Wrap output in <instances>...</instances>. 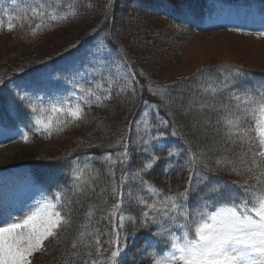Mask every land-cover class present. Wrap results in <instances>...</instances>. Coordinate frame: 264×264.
<instances>
[{
  "label": "snow or ice",
  "instance_id": "1",
  "mask_svg": "<svg viewBox=\"0 0 264 264\" xmlns=\"http://www.w3.org/2000/svg\"><path fill=\"white\" fill-rule=\"evenodd\" d=\"M80 15L78 0H16L11 8L0 6V30L13 32L19 27L26 29L25 35L36 37ZM257 35L264 37V31ZM137 71L125 60L113 73L102 61L89 79L81 75L69 80L71 91L50 107H38L23 91L19 99L30 109L32 123L28 131L22 132V139L28 142L30 133L51 138L54 133L87 123L91 106L107 107L114 94L120 96L131 91L134 98L139 86ZM211 71L227 75L223 79L209 75L197 86L199 95H192L187 105L177 103V98L170 95L168 84L148 85L149 92L169 109L171 119L160 116L161 104L141 101L145 108L140 119L129 121L128 131L107 146L119 150L105 152L101 157L111 180L98 193L101 172L94 168L95 157L86 156L83 162L73 161L70 185H59L52 192L40 191L22 218L12 215L0 218V264H33L37 253L48 251L46 242L60 243L61 233L71 228L73 204L88 201L93 193L102 199L100 203H88L75 238L62 253L61 264H119L129 237L152 226L156 227L152 236L157 239L145 245V255L151 257L152 264H264V85L254 89L237 87L239 69L231 65L198 70L202 76ZM139 75L144 73L139 71ZM222 94H227V103L217 102ZM205 110L216 114L215 124L211 115H203ZM177 111L185 116L195 111L203 118L194 119L191 132H187L176 119ZM152 113H155V122ZM133 125L135 140L129 134ZM168 127L172 128V137L184 142L185 149L177 151L170 147L167 156L186 152L183 167L188 176L183 191L172 192L169 188L165 193L163 188L145 180L144 173L161 159L154 149L161 146L167 135L160 129ZM197 130L205 137L211 130V143L201 145ZM83 143L80 141L77 147ZM133 146L138 152L148 153V159L142 167L129 173ZM210 152L215 155L209 156ZM171 166L169 162L165 172ZM210 171H228L240 179L209 184L207 172ZM130 180L138 182L140 187L134 190ZM141 189L148 195H141ZM194 193L198 195L193 206L188 202ZM110 200L114 203L110 204ZM133 203L140 208L139 215L128 211ZM98 208L102 211L100 220L95 218ZM100 221L107 224L101 228Z\"/></svg>",
  "mask_w": 264,
  "mask_h": 264
},
{
  "label": "rangeland",
  "instance_id": "2",
  "mask_svg": "<svg viewBox=\"0 0 264 264\" xmlns=\"http://www.w3.org/2000/svg\"><path fill=\"white\" fill-rule=\"evenodd\" d=\"M116 1L115 7H117L112 15L115 23L114 31L118 32V34L122 33L123 36H125L126 44L130 45V48L134 51L133 55L137 59L134 61L135 64L129 62L123 56L121 50L115 48L109 42L106 35L102 32H96L79 46L69 49L60 55L56 61H47L33 68L15 66L12 69V66L15 64L12 62L23 60L33 55L38 56V51L41 50V48L38 47H40L41 41L47 40L46 37L52 40L51 45H48L49 47L53 46V48H57V46L62 43H67L66 41L75 34L72 32L78 29L79 25L85 24V21H81L76 25L64 27L46 36L38 35L36 37H28L21 34L22 30L13 32L0 30V67L2 68L0 70V80L3 81V83L0 84V102L6 107V115L8 117L17 118L22 110L27 114L24 119V128L14 124L17 125L14 126L17 130L11 131V129H4L0 126L2 131L0 135V171H6L17 164L23 163L20 159L15 158V154L22 151V148L28 145H32V149L36 148L38 150V154L40 155L39 160H45L43 157L49 154L48 151L51 148L49 141L45 140L43 136H41L42 139L39 140L40 135L38 134L30 133L28 142H24L22 139V132L28 131V125L32 123V120L30 109L24 107V104L19 99V94L26 91L35 100L38 107L41 105L50 107L52 103L57 102L58 99L66 96L71 91V84L68 83L69 80L72 78H79L81 75H83L85 79H89L91 74L98 70L102 61L111 67L113 73H116L117 66L126 60L128 64L132 65L133 69L138 70L137 80L138 78L141 79V77H144L151 80L150 84L153 83L156 85L160 84V82L165 79L192 75L202 66L223 65L225 63L232 65L234 68H239L240 70H247V77L249 74L250 80L254 77L252 71H254V75H256V72L262 78V74L264 73V37L258 36L257 33L264 31V0H250L249 2H245L247 0H240L235 3L225 2L223 0H207L205 6L202 7L201 10L196 9V12H199V18L197 20L192 19L194 16L187 18L194 23L196 32L188 38L183 46H181L179 52L175 50L176 41H172V36L156 30L143 20H139L140 16H135V13L130 16V18H127L126 15H121L122 10L126 11L130 7L137 8L138 5L135 1ZM26 2H28V0H26ZM15 3L16 0H0V6L2 7L11 8ZM222 4L230 10L229 15H232V11L240 9V13L246 12V16L237 13V20L233 22L225 17V12L220 8ZM22 6L23 5H21V7ZM242 8H244V10H242ZM98 14L99 13H95L94 16ZM148 18L147 21L154 20V22H159L160 20L156 17ZM90 20L88 23L86 22L84 27L89 25ZM164 28L167 27L164 26ZM83 29L77 31V33ZM61 36H63L62 39H59ZM48 46L46 45L45 48L47 49ZM35 50H37V52H33ZM136 52L141 55L139 56ZM170 53L171 55L167 58L166 56ZM145 60L147 62L149 61L148 64H145ZM150 63L154 67L162 63L165 65L164 67L157 68L159 72L156 73L153 72ZM126 67L127 65H125V68ZM104 70L107 71V68ZM139 71H142L144 75H139ZM201 82L198 81L197 86ZM261 85H264V78L259 80L256 79L254 88ZM197 86L193 87V90H199ZM178 92L179 91H170V95L176 97ZM224 95L226 96V100L219 102H228L227 94ZM147 101L151 102L150 100ZM177 103L181 104L179 101H177ZM187 103L188 102H185L182 105H187ZM144 108L145 105L138 112L136 120L140 119V114L143 112ZM203 115H211L213 117V122H215V113H209L205 110ZM152 116L155 117V113H152ZM187 116L191 117V121H193V119L203 118L200 113L195 111L189 113ZM14 122H19V120ZM53 124L55 126V118H53ZM33 127H35L34 124ZM133 127L134 138L132 135V139L135 140V125H133ZM17 131L20 138L15 135ZM16 139L18 141L14 142ZM63 139L65 140V138ZM199 143L201 144V141ZM160 144L161 146L156 148L162 151H168L170 147L175 148L177 151L182 149L177 146L172 138H167L166 136ZM137 155H142L140 156L144 159L141 161L142 165L143 162L148 159V153L143 151H139ZM85 158V155L83 157L79 156L77 160L83 162ZM71 167L72 163L67 166V170H64L62 166H59L57 169L58 173L60 172L62 176H66L68 184H71L72 181L70 172ZM118 171H120L119 166ZM8 177L9 176H5L1 180L7 181ZM10 177H13V175H10ZM223 182L226 181L223 180ZM134 183L133 185L130 182V185H133L135 189L140 187L138 182L134 181ZM140 194L145 196L148 195L145 189H141ZM149 203H151V199H149ZM74 223H77L76 220ZM153 228V231H156V227L153 226ZM56 242L55 240L52 245ZM49 246L50 243L47 244V247ZM162 247L163 245H161V248ZM146 251L145 245L131 250V252L137 256L135 260L136 263L152 264L151 258L145 255ZM46 253H48V257L51 254L49 250L43 253H37L34 256V261L41 260V256L44 255L45 257ZM123 254H127V251ZM128 254L130 255L131 253ZM120 258L121 257H119V259ZM131 261L132 260L128 258L119 264H130Z\"/></svg>",
  "mask_w": 264,
  "mask_h": 264
},
{
  "label": "trees",
  "instance_id": "3",
  "mask_svg": "<svg viewBox=\"0 0 264 264\" xmlns=\"http://www.w3.org/2000/svg\"><path fill=\"white\" fill-rule=\"evenodd\" d=\"M135 1L138 5L137 8L130 7L127 10H122L123 16L126 15L127 18H130L135 13V16L139 15L140 19L143 20L146 24L149 26L155 28L158 31H161L164 34H167L169 36H172V41H176V51H180L179 49L185 42L188 40L192 34L196 32L195 27L192 23L185 21L183 18H181V14H185L187 9H190L192 11L196 12V9L201 10L202 7L205 6L206 0H130ZM228 1H239V0H228ZM80 4V12L81 15L77 19H70L67 23L61 24L59 27L55 28L52 31H45L43 34L40 35H48L52 32H55L59 29H62L64 27H68L71 25H76L77 23L81 21H85L89 25L85 26L79 25V28L76 29L75 33L68 41L67 43H62L61 45L57 46V48H53L51 45L52 40H49V38L46 37L47 40L41 41V45H39L41 50H39V54L30 56L29 58L18 60L12 66V69L15 66H20L21 68H33L35 66H38L42 63H45L47 61H55L60 55L68 51L69 49H72L76 46H79L84 40L89 39L92 34L96 32H102L104 33L110 43L117 49L121 50L123 53V56L129 61L135 64L134 61L137 59L134 57V51L132 48H130V45L126 44V39L123 34H118V32L114 31V19L112 17L113 13L115 12V5L117 3L116 0H78ZM91 4L93 7L88 8L86 5ZM105 5H109L107 8ZM95 13H99L98 15H95ZM107 13V19H105V15ZM137 13V14H136ZM197 15L196 13H194ZM134 16V17H135ZM148 17H156L159 20V22L153 21H147L149 19ZM164 24V25H163ZM99 25V28L97 26ZM82 26V27H81ZM166 26L167 28H164ZM84 28V29H83ZM152 28V29H153ZM174 28V29H172ZM83 29L79 33L77 31ZM93 29H97V31H93ZM19 27H17L16 31H20ZM26 29L22 30L23 35H25ZM77 33V34H76ZM28 37H31L29 35H25ZM59 37V39H62ZM38 41V40H37ZM46 45L48 46L47 49L45 48ZM53 48V49H51ZM21 49V48H20ZM23 50V49H21ZM32 50V48H31ZM32 52V51H31ZM37 52V50L33 51ZM174 53V52H171ZM168 54L166 57L168 58ZM138 54V52H136ZM141 55L140 53L138 54ZM22 58V57H21ZM143 60V58H142ZM148 60V58H147ZM149 62V61H148ZM148 62L145 60V64ZM151 62V59H150ZM165 63V62H164ZM164 63L157 65L154 67L151 63L153 72H159L157 68L164 67ZM228 65V64H223ZM150 66V67H151ZM216 66L219 65H213V66H202L200 69H215ZM232 66V65H231ZM156 68V69H155ZM2 68L0 67V70ZM151 69V68H150ZM239 69V68H238ZM198 70L189 76L186 77H174L170 79H165L164 81L160 82V84L156 85L153 84V86H163L164 84H168L170 86L171 91H179L176 98L179 103L183 104L185 102H188V100L192 97V95H199V90H193V87L197 86V82H201L205 80L209 75H211L213 78H219L223 79L224 75H227V73L222 72H216L211 71L210 73H206L205 75H200ZM8 71V70H7ZM252 71V70H251ZM253 72V79L250 80L249 74L247 77V70H240L239 73H237V77L239 80V84L237 87H249L254 89V83L255 80H259L264 78V73L262 74V78L255 72L256 75H254ZM8 73V72H6ZM248 78V82H247ZM139 80V86H137V95L133 98L131 91L124 93L120 96L113 95V99L111 102L108 103L107 107L100 108L97 107L95 104L91 106V110L88 111L87 114V123H80L78 127H72L65 129L64 132L60 134H53L51 138H44L45 140H48L50 143V150L48 151L49 154L45 155L43 157L45 160H39V152L38 150L32 149V145H28L27 147L22 148V151L15 154V158L20 159V161L25 163H31V164H39L40 166H44L45 169L49 170L50 174L53 176H56L58 173V167L62 166V168L67 170V166H69L70 163H73V161H76L79 156L85 157H95V160L93 161V165L95 169H100L101 176L100 179L97 181V187L96 192L98 193L101 188L105 186L108 181L111 180L110 176H107L106 174V165L102 163L101 157L105 152H115L119 149L115 148H108V144L113 143L117 138L120 137L122 132L128 131V122L135 120L139 110L142 107V100L149 98L153 100L156 104H161L162 102L157 96H154L149 92L148 85L150 84L151 80L146 79L144 77L138 78ZM142 87V92H141ZM180 97H183V99H179ZM226 100V96L222 94L218 101H224ZM228 101V100H227ZM87 111V109H86ZM168 111L169 109L166 106L160 107V116L164 118L171 119V117H168ZM153 122H155V118L152 117ZM176 119L179 121L180 124H182L185 128V131L191 132L192 130V122L191 117L185 116L182 114V112L177 111ZM193 119V118H192ZM194 120V119H193ZM215 124V122H213ZM99 125V127H98ZM161 131L165 132L166 136H171L172 128L168 127L166 129L161 128ZM134 127H132V131L129 133L131 136L133 135L134 138ZM196 135L199 136V142L201 141V145L204 144H210L211 143V137L212 132L209 131V135L205 137L202 133L197 130ZM41 140L42 137L39 136ZM65 138V140L63 139ZM180 143V146L182 149H185L184 142L176 137ZM194 138V137H193ZM80 141H84L82 145L77 147L78 143ZM89 144H97L102 145L99 147H89ZM136 147L133 146L131 148V158L129 161V167L128 172L132 173L134 170H136L139 167H142V155H137L139 153L136 152ZM158 155L161 156V159L157 161L156 165L149 170V172L144 173V178L149 180V182L155 184L159 188H163L165 190V193H167L168 189L171 188L172 192H176L178 189L180 191H183L184 184L187 180L188 171L186 168L183 167L185 164V160L187 159L186 152H181L179 157L177 159L169 158L167 154L164 151L155 149ZM53 153V154H52ZM71 153V155H68ZM214 153H209V156H214ZM35 158V159H34ZM100 159V160H99ZM144 160V159H143ZM171 162L172 166L168 168L167 172H165L166 165ZM63 164V165H62ZM57 170V171H56ZM131 170V171H130ZM200 170L204 171L203 167L200 166ZM60 173V172H59ZM117 173L118 167H117ZM67 175V174H66ZM207 176L209 178V184L215 181H223L226 182L230 181H236L235 179L239 180L240 177H237L235 175L229 174L228 171H210L207 172ZM59 179L63 181L64 186H68L70 184L67 183L66 176L59 175ZM117 179H119V176H117ZM56 180V179H55ZM131 184H135L134 181H131ZM131 185V187L135 190V187ZM203 187L201 188V192H203ZM197 195L194 193L190 200V205H195L197 203ZM102 197H97L96 193H93L89 200L86 202H83L80 205L73 204V224L70 229H66L64 232L61 233V240L60 243H55L52 245V243L55 240H51L50 246L48 247V250L51 252L50 256L48 257V253H46L45 257L42 255L41 260L35 261L34 264H61L63 260L62 253L70 247L72 240L75 238L76 233L78 231V226L80 223L83 222V215L87 211L88 203H100V200ZM114 203V201L110 200L109 203ZM128 211L131 212L133 215H139V207L135 206L134 203L130 204L128 207ZM102 214L101 209H97L96 211V220H100V216ZM76 220L77 223H74ZM107 224V221H100L99 227L103 228ZM96 226V225H94ZM154 230L153 226L151 229H140L136 232L135 236H130L128 239V246L129 247L134 241L137 242L135 244L140 246L141 241L146 236H151V232ZM128 231H132V227L129 224ZM147 231V232H146ZM83 255V253H81ZM134 257L135 255L132 254ZM127 256H125L124 259L120 260L119 263L123 262L126 259ZM79 264V262H77ZM123 264V263H122ZM125 264V263H124ZM132 264V263H130ZM135 264V263H133Z\"/></svg>",
  "mask_w": 264,
  "mask_h": 264
}]
</instances>
